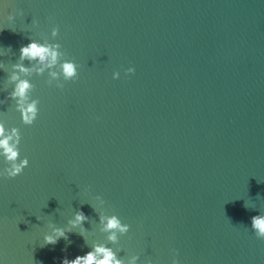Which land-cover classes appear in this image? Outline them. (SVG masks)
<instances>
[{
  "label": "water",
  "instance_id": "95a60500",
  "mask_svg": "<svg viewBox=\"0 0 264 264\" xmlns=\"http://www.w3.org/2000/svg\"><path fill=\"white\" fill-rule=\"evenodd\" d=\"M31 40L79 67L63 82L59 64L24 61L39 101L27 126L6 97ZM0 125L29 162L0 176V264H62L94 245L123 264H264L250 219L264 214V0H0ZM101 215L129 232L110 242ZM55 228L68 239L44 245Z\"/></svg>",
  "mask_w": 264,
  "mask_h": 264
},
{
  "label": "clouds",
  "instance_id": "9594fccd",
  "mask_svg": "<svg viewBox=\"0 0 264 264\" xmlns=\"http://www.w3.org/2000/svg\"><path fill=\"white\" fill-rule=\"evenodd\" d=\"M8 20H13V15H8ZM33 25H36V21H32ZM58 34V28L52 27L51 36L54 38ZM60 45L56 43H40L35 40H31L30 43L20 47L19 49V59L18 62L13 64V72L8 76V81L13 83L14 87L8 93L6 99H11L16 102L17 111H19L21 116V121L27 126H31L36 120L38 115V103L37 99H29L28 92L34 86L26 79H21L19 73H27L30 71L29 68L25 67L24 61L27 60L29 63L35 62L33 69L36 73L41 74L45 68H54L57 64L60 66V72L56 71L50 72V75L54 79H60L62 77L63 82L75 81L78 77L77 65L72 60L65 57V53L59 50ZM40 65L42 67H37ZM134 69L129 67L125 70V75L132 74ZM118 72H113L112 78L115 80L119 78ZM59 82L55 86L58 89L64 87V83ZM13 136L16 137L14 142ZM0 155L4 156L7 167L0 171V176L6 179H13L20 175L24 168L28 166V159L25 157L23 159L19 156L18 145L20 143L21 137L19 131L16 128L11 130V135H5V129L0 125ZM246 206V205H245ZM247 207V206H246ZM100 222L103 224L102 231L108 232L109 235L107 239L110 242H117V232L120 235H125L129 232V225L121 223L120 219L116 215L111 216H99ZM251 219V229L255 233L257 239L264 240V214L256 215ZM87 220V216L83 211L77 210L71 220L68 223L75 228L80 227V235L83 236L84 228L83 223ZM71 229H69L70 231ZM54 235H44L43 241L44 245H55L60 238L68 239L65 231L63 229L55 228L53 229ZM139 257L133 255L129 261V264H137ZM62 264H123L121 259H118L116 253L112 251L111 248L105 247L103 245H94L91 250L86 252L84 255L76 256L74 259L64 258ZM151 264V261H148ZM171 264H178V261L173 258Z\"/></svg>",
  "mask_w": 264,
  "mask_h": 264
}]
</instances>
